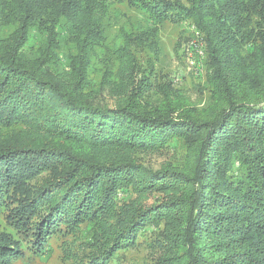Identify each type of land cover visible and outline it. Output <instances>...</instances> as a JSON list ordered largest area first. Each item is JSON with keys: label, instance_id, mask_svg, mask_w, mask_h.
Segmentation results:
<instances>
[{"label": "trees", "instance_id": "1", "mask_svg": "<svg viewBox=\"0 0 264 264\" xmlns=\"http://www.w3.org/2000/svg\"><path fill=\"white\" fill-rule=\"evenodd\" d=\"M122 2L146 26L108 41ZM165 22L202 43L195 99L156 69ZM0 219V264L77 234V264L141 245L161 264H264V0H0Z\"/></svg>", "mask_w": 264, "mask_h": 264}, {"label": "rangeland", "instance_id": "2", "mask_svg": "<svg viewBox=\"0 0 264 264\" xmlns=\"http://www.w3.org/2000/svg\"><path fill=\"white\" fill-rule=\"evenodd\" d=\"M145 26L146 22L141 14L133 11L125 2L117 3L112 7V18L106 35L108 41L116 39L119 42L118 33H120L121 28L132 31ZM12 29L11 27L4 29L2 35H6ZM64 36L63 34L60 38L61 52L66 51L69 47ZM159 37L163 56L156 64V69L162 73H169L174 78L176 85L186 86L187 93L195 99L198 94L193 85L204 83L205 72L203 64L205 57L203 47L199 43L200 39L187 22L181 24L165 22L160 26ZM100 51L101 49H98V54ZM104 60L103 50L100 55L92 56L88 71V77L91 81L96 82L100 79L105 69ZM104 95L107 102H110L111 99L105 93ZM165 158V155H148L145 157V163L156 169ZM0 222V227L8 230L1 219ZM85 240L86 238L81 234H77L74 238H68L67 242L62 237H53L49 239L47 247L40 254L32 256L27 253L29 251H25V257L17 258L11 264H77L83 256L85 246L83 241ZM144 246L121 251L117 256L116 264H161L156 261V254Z\"/></svg>", "mask_w": 264, "mask_h": 264}, {"label": "built area", "instance_id": "3", "mask_svg": "<svg viewBox=\"0 0 264 264\" xmlns=\"http://www.w3.org/2000/svg\"><path fill=\"white\" fill-rule=\"evenodd\" d=\"M201 45H202V43L201 42H199Z\"/></svg>", "mask_w": 264, "mask_h": 264}]
</instances>
